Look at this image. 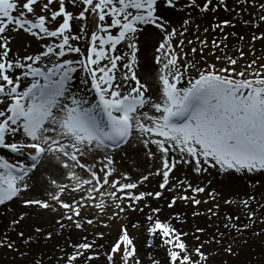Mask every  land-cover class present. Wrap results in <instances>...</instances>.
Instances as JSON below:
<instances>
[{"label":"snow or ice","instance_id":"1","mask_svg":"<svg viewBox=\"0 0 264 264\" xmlns=\"http://www.w3.org/2000/svg\"><path fill=\"white\" fill-rule=\"evenodd\" d=\"M262 59L264 0H0V264H264Z\"/></svg>","mask_w":264,"mask_h":264},{"label":"rangeland","instance_id":"2","mask_svg":"<svg viewBox=\"0 0 264 264\" xmlns=\"http://www.w3.org/2000/svg\"><path fill=\"white\" fill-rule=\"evenodd\" d=\"M211 35L212 34L210 33L209 34L210 38H211ZM13 36H14V40L12 43V47L19 54H33L34 52L39 50L40 43H43V41L38 42L34 38L28 36L27 34H24L22 31L21 33H13ZM24 44H28L30 45V47L25 48L22 46ZM211 58L212 57L209 56V59ZM260 62H264V59H262Z\"/></svg>","mask_w":264,"mask_h":264},{"label":"bare ground","instance_id":"3","mask_svg":"<svg viewBox=\"0 0 264 264\" xmlns=\"http://www.w3.org/2000/svg\"><path fill=\"white\" fill-rule=\"evenodd\" d=\"M221 15H226V14H223V13H221ZM238 31H242V29H237ZM113 32H115V30H113ZM247 38V37H246ZM119 47V46H118ZM68 58H77V55L76 54H69V56H68ZM79 76H80V74L78 73L77 75H76V79L74 80V85L75 84H78L79 83ZM10 159H11V157H9ZM161 255H163V252H162V250H161Z\"/></svg>","mask_w":264,"mask_h":264}]
</instances>
